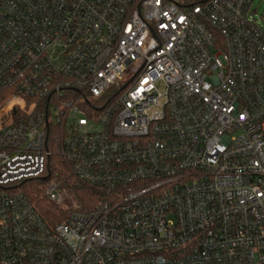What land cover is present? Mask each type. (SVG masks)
I'll use <instances>...</instances> for the list:
<instances>
[{
	"label": "built area",
	"instance_id": "obj_1",
	"mask_svg": "<svg viewBox=\"0 0 264 264\" xmlns=\"http://www.w3.org/2000/svg\"><path fill=\"white\" fill-rule=\"evenodd\" d=\"M254 1L0 0V264H264Z\"/></svg>",
	"mask_w": 264,
	"mask_h": 264
},
{
	"label": "trees",
	"instance_id": "obj_2",
	"mask_svg": "<svg viewBox=\"0 0 264 264\" xmlns=\"http://www.w3.org/2000/svg\"><path fill=\"white\" fill-rule=\"evenodd\" d=\"M52 174V171L50 172ZM53 175V174H52ZM47 178V176H45ZM43 177V179H45ZM67 180H71L68 178ZM48 180H27L22 189L28 198L35 204L39 212L49 223H55L65 218V213L54 205L46 196ZM73 189L77 195L81 208L86 209L89 201L95 198V192L73 181Z\"/></svg>",
	"mask_w": 264,
	"mask_h": 264
},
{
	"label": "rangeland",
	"instance_id": "obj_3",
	"mask_svg": "<svg viewBox=\"0 0 264 264\" xmlns=\"http://www.w3.org/2000/svg\"><path fill=\"white\" fill-rule=\"evenodd\" d=\"M252 10H255L256 11V13H257V19L260 21V24L264 28V0H255L254 3H253V6H252ZM64 173H66V171ZM62 181H64V184L67 183L68 186H71L72 185V187H73L74 186L73 185V181H75V180L71 179V180H62Z\"/></svg>",
	"mask_w": 264,
	"mask_h": 264
}]
</instances>
